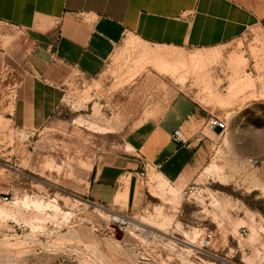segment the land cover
Instances as JSON below:
<instances>
[{
  "label": "rangeland",
  "instance_id": "obj_1",
  "mask_svg": "<svg viewBox=\"0 0 264 264\" xmlns=\"http://www.w3.org/2000/svg\"><path fill=\"white\" fill-rule=\"evenodd\" d=\"M33 54L0 23V264H264V25L215 49L125 36L99 76L73 75L55 115L24 131L7 114ZM184 96L227 123L192 184L143 170L115 205L88 202L100 155Z\"/></svg>",
  "mask_w": 264,
  "mask_h": 264
},
{
  "label": "crops",
  "instance_id": "obj_2",
  "mask_svg": "<svg viewBox=\"0 0 264 264\" xmlns=\"http://www.w3.org/2000/svg\"><path fill=\"white\" fill-rule=\"evenodd\" d=\"M0 23L22 30L34 48L7 120L38 131L59 110L73 75L99 76L125 36L162 48H220L264 25V0H0ZM210 116L187 97L176 98L160 118L100 155L82 195L113 206L143 170L186 189L213 152ZM177 130L185 143L174 140Z\"/></svg>",
  "mask_w": 264,
  "mask_h": 264
},
{
  "label": "built area",
  "instance_id": "obj_3",
  "mask_svg": "<svg viewBox=\"0 0 264 264\" xmlns=\"http://www.w3.org/2000/svg\"><path fill=\"white\" fill-rule=\"evenodd\" d=\"M206 129L208 132H210L212 134L222 136L227 131V123L225 120L220 119L216 116H210V118L206 124ZM217 130H220V131L218 132ZM173 138L176 142L185 143L184 139L181 136L180 130H177L174 133ZM144 168H145V166H144ZM146 172L147 171H145V173H143L142 175L146 176L147 175ZM125 223H126V221L122 222V224H125ZM212 240H213L212 233L206 234L203 238L202 249H204V248L209 249L211 247Z\"/></svg>",
  "mask_w": 264,
  "mask_h": 264
},
{
  "label": "bare ground",
  "instance_id": "obj_4",
  "mask_svg": "<svg viewBox=\"0 0 264 264\" xmlns=\"http://www.w3.org/2000/svg\"><path fill=\"white\" fill-rule=\"evenodd\" d=\"M102 130V129H101ZM157 178V177H156ZM36 204V203H35ZM37 206V205H36ZM39 206H37V208H38ZM116 219H120V217L119 216H116Z\"/></svg>",
  "mask_w": 264,
  "mask_h": 264
},
{
  "label": "water",
  "instance_id": "obj_5",
  "mask_svg": "<svg viewBox=\"0 0 264 264\" xmlns=\"http://www.w3.org/2000/svg\"><path fill=\"white\" fill-rule=\"evenodd\" d=\"M218 132L220 131V130H217Z\"/></svg>",
  "mask_w": 264,
  "mask_h": 264
}]
</instances>
